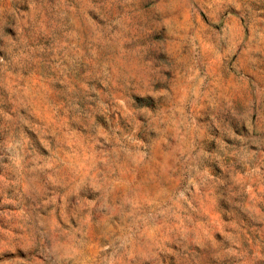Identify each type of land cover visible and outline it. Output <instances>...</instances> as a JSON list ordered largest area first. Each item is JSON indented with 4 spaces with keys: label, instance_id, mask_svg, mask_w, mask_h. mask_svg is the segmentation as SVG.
Returning a JSON list of instances; mask_svg holds the SVG:
<instances>
[{
    "label": "clouds",
    "instance_id": "1",
    "mask_svg": "<svg viewBox=\"0 0 264 264\" xmlns=\"http://www.w3.org/2000/svg\"><path fill=\"white\" fill-rule=\"evenodd\" d=\"M0 86V264H264V0H0Z\"/></svg>",
    "mask_w": 264,
    "mask_h": 264
},
{
    "label": "rangeland",
    "instance_id": "2",
    "mask_svg": "<svg viewBox=\"0 0 264 264\" xmlns=\"http://www.w3.org/2000/svg\"><path fill=\"white\" fill-rule=\"evenodd\" d=\"M208 3H211L212 0H207ZM210 13H211V9L208 10H200V22L201 24L206 28H215L216 30H219L220 26L219 25H213L210 21ZM225 15H227V13H225ZM167 75V73H166ZM218 75L221 78L223 77L222 73H218ZM226 79V78H224ZM0 90H2V86H0ZM5 111H8L7 108H5ZM25 133L28 136L30 141L35 142L36 140V133H34L33 131H30L29 129L25 128ZM11 143L12 142V129L11 127L5 128L3 127V120L2 118H0V145H3L5 143ZM38 150L39 147L37 146ZM40 154L42 156H47V152L46 150H39ZM4 153L2 150H0V156H3ZM9 162L8 157L4 156L3 159V163L7 164ZM11 179V174H5V169L3 168L2 165H0V187H2L3 183L5 180H9ZM13 191L14 189L10 186L7 189V192H0V223L3 222L4 220V213L8 212V213H13V212H17L19 211L18 207L10 204V203H5V197L7 196V198L9 199H13ZM91 198V197H89ZM219 207L223 208L225 207L223 205V203L221 202L219 204ZM257 208L260 209L261 212H264V204H258ZM245 222L247 223V217H244ZM220 220L223 222H228L226 220V218L224 216L220 217ZM205 221L203 219H198L197 217H193V225H191L192 227L203 224ZM188 225H186L187 227ZM222 238V233H215L212 235V239L216 240V241H220ZM96 247H98V245H96L95 242H93V245L89 248V256L95 252ZM69 255H71V252L69 251ZM5 260L9 262V264H31V257L24 255L23 253H17L15 255L12 256H6ZM71 264V262H70ZM80 264H91V260L89 259V257H86L82 262H80ZM221 264H230V258L229 257H224Z\"/></svg>",
    "mask_w": 264,
    "mask_h": 264
}]
</instances>
